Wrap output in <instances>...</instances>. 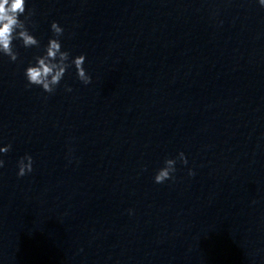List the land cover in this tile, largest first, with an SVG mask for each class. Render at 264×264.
I'll return each mask as SVG.
<instances>
[{
  "label": "clouds",
  "instance_id": "obj_1",
  "mask_svg": "<svg viewBox=\"0 0 264 264\" xmlns=\"http://www.w3.org/2000/svg\"><path fill=\"white\" fill-rule=\"evenodd\" d=\"M261 7H264V0H259ZM26 10V0H0V53L8 56L12 62L18 59V53L13 50L12 42L14 39H20L26 48L39 46V41L30 34L26 27L25 20L19 17L24 15ZM32 13H29L31 15ZM51 30L55 38H51L45 48L42 56L35 58L36 63L25 69V77L29 85L42 87L44 92L53 93L57 85L63 79L67 69L74 65L77 78L84 84L92 82L91 76L83 67L85 56L83 54L70 60V53L62 50L59 37L63 35V28L56 22L51 23ZM71 91V88H67ZM11 145L0 147V153H7ZM177 159L187 164V158L183 152H180L176 159H166L164 167L159 169L154 177V182L161 184L169 179H174L173 173L176 171L175 164ZM33 159L30 155H25L18 162V177H23L32 172ZM4 166V160L0 159V168ZM190 176L195 173L190 169Z\"/></svg>",
  "mask_w": 264,
  "mask_h": 264
}]
</instances>
